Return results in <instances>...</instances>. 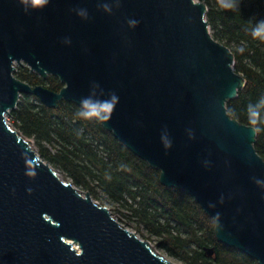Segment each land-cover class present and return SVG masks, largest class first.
Segmentation results:
<instances>
[{
  "label": "water",
  "instance_id": "95a60500",
  "mask_svg": "<svg viewBox=\"0 0 264 264\" xmlns=\"http://www.w3.org/2000/svg\"><path fill=\"white\" fill-rule=\"evenodd\" d=\"M207 12L200 0H0V264H177L11 127L22 95L80 106L188 193L220 243L264 264V158L256 127L228 111L246 79ZM23 62L64 86L18 78Z\"/></svg>",
  "mask_w": 264,
  "mask_h": 264
},
{
  "label": "trees",
  "instance_id": "16d2710c",
  "mask_svg": "<svg viewBox=\"0 0 264 264\" xmlns=\"http://www.w3.org/2000/svg\"><path fill=\"white\" fill-rule=\"evenodd\" d=\"M203 1L212 35L230 47L235 70L246 79L238 97L227 103L228 111L256 127L255 147L264 158V0ZM16 74L33 86L41 84L56 92L64 86L57 77L44 79L29 67L19 68ZM10 116L16 129L34 139L44 160L95 200L126 205L136 229L143 227L148 238L154 236L158 247L183 264H259L220 243L214 220L188 193L162 185L158 169L131 152L77 104L63 100L49 108L35 96L22 95ZM208 247L214 249L213 256L205 253Z\"/></svg>",
  "mask_w": 264,
  "mask_h": 264
},
{
  "label": "rangeland",
  "instance_id": "374dc122",
  "mask_svg": "<svg viewBox=\"0 0 264 264\" xmlns=\"http://www.w3.org/2000/svg\"><path fill=\"white\" fill-rule=\"evenodd\" d=\"M203 1V0H200ZM211 32V29H210ZM212 33V32H211ZM24 65H19L16 64V71L14 72L15 75H17L16 73L18 72L19 68L21 67H28L27 63L23 62ZM8 122L11 125L12 128H15L12 124V120H11V116L10 114L7 116ZM32 144L33 148L38 152V146L36 145L35 141L33 138H28L26 137ZM55 151V147L52 148ZM57 171L60 173L61 177L68 181V182H72V179L65 175V173L60 170L59 168H56ZM79 188V187H78ZM80 190L84 191L83 189L79 188ZM100 204H103L105 206H107L108 208H110L114 218L116 220H118L121 224L125 225L128 229H130L131 231L135 232L140 238L145 239V240H149L152 245L164 256L168 257L170 260H172L173 262L177 263V264H183V262L181 260H179L178 258L170 255L169 253H167L164 249L158 247L157 245V239L154 236H151L150 238H148V232L141 227L140 230L136 229L135 227V221L131 220L128 218L127 215H129V209L126 207V205H120L118 203H108L106 202L104 199H99L97 200ZM178 227V226H177ZM148 238V239H147Z\"/></svg>",
  "mask_w": 264,
  "mask_h": 264
},
{
  "label": "bare ground",
  "instance_id": "6f19581e",
  "mask_svg": "<svg viewBox=\"0 0 264 264\" xmlns=\"http://www.w3.org/2000/svg\"><path fill=\"white\" fill-rule=\"evenodd\" d=\"M92 142V141H91ZM97 144V143H96ZM105 147V146H104ZM51 148V147H50ZM93 152V151H92ZM91 174V173H90ZM92 175V174H91ZM94 175V174H93ZM97 185V184H96ZM94 188V187H93ZM102 193V192H101ZM138 204V203H137ZM139 219V218H138ZM139 229V228H138Z\"/></svg>",
  "mask_w": 264,
  "mask_h": 264
}]
</instances>
